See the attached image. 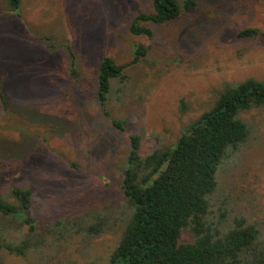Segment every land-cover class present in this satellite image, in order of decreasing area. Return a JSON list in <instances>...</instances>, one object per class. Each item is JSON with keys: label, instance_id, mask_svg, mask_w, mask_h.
<instances>
[{"label": "rangeland", "instance_id": "obj_1", "mask_svg": "<svg viewBox=\"0 0 264 264\" xmlns=\"http://www.w3.org/2000/svg\"><path fill=\"white\" fill-rule=\"evenodd\" d=\"M151 12L150 0H20L16 15L0 0V160L15 165L0 171V194L30 188L40 223L93 214L120 221L131 134L145 155L174 142L223 84L264 82V0H198L193 13L144 24L150 37L132 35L134 16ZM250 28L260 36L238 37ZM138 45L146 52L130 64ZM103 58L126 66L109 118L95 98ZM241 118L251 137L219 172L220 200L264 224V109ZM119 228L67 239L50 261L48 252L23 260L0 250V264H108Z\"/></svg>", "mask_w": 264, "mask_h": 264}, {"label": "trees", "instance_id": "obj_2", "mask_svg": "<svg viewBox=\"0 0 264 264\" xmlns=\"http://www.w3.org/2000/svg\"><path fill=\"white\" fill-rule=\"evenodd\" d=\"M5 1L8 10L19 15L20 0ZM150 2L152 12L135 15L130 22L132 35L150 37L144 24L175 21L193 13L198 4V0ZM258 36L260 32L251 28L238 33L245 39ZM48 47L52 50L50 43ZM145 52L138 45L130 64ZM125 68L103 58L97 69L95 98L107 118L113 84L122 83ZM252 109H264V82L247 78L223 84L211 107L183 127L169 145L140 155V138L131 134L120 171L124 197L120 221L93 214L43 224L34 213L31 189L10 186L0 194V250L23 260L28 255L42 259L48 252L50 261L62 248L61 242L76 236L89 242L119 226L120 238L108 264H264V224L237 214L220 200L224 193L219 189L222 166L251 137L250 125L241 114ZM110 124L125 131L124 121L111 119ZM12 163L0 160V171L15 169Z\"/></svg>", "mask_w": 264, "mask_h": 264}]
</instances>
